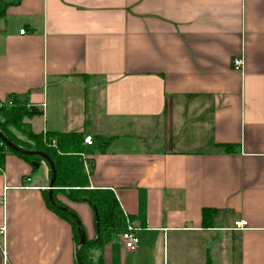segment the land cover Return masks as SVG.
Instances as JSON below:
<instances>
[{
	"label": "crops",
	"instance_id": "crops-1",
	"mask_svg": "<svg viewBox=\"0 0 264 264\" xmlns=\"http://www.w3.org/2000/svg\"><path fill=\"white\" fill-rule=\"evenodd\" d=\"M11 96L42 110L35 133L112 139L88 156L89 188L114 193L139 241L130 251L115 233L94 263L264 264V0H16L0 17ZM46 165L4 157L0 264L75 263ZM56 197L93 239L91 206Z\"/></svg>",
	"mask_w": 264,
	"mask_h": 264
},
{
	"label": "trees",
	"instance_id": "trees-1",
	"mask_svg": "<svg viewBox=\"0 0 264 264\" xmlns=\"http://www.w3.org/2000/svg\"><path fill=\"white\" fill-rule=\"evenodd\" d=\"M14 1L16 2V0ZM14 1L0 0V17L5 14L7 8ZM11 102V105H7L0 101V131L16 145L28 150L41 151L48 155L56 172L52 189L53 199L56 204L66 207L75 216L53 205L48 200L47 192L45 203L51 211L70 224L76 244L79 239L76 220L78 217L56 196L61 194L68 200L87 202L91 206L96 235L93 239L86 238L83 244L77 246L76 251L82 264H102L101 258L96 263L92 261L90 251L94 248H101L103 244L111 240L115 233L121 234L126 229L127 221H131L122 211L111 190L89 188V172L93 166V160L88 156L104 152L112 139L110 137L91 136L92 144L87 145L84 143L82 132H50L45 135L35 133L27 120L41 116L42 110L28 104L26 99H18L15 96H11ZM9 128L17 131L26 140L18 138ZM0 142L3 141L0 139ZM216 147L223 152H231L236 149V145L230 143L217 144ZM7 153H13L28 162L43 160L38 155L27 156L14 151L3 142L0 145V166H2ZM86 166L89 167V171H86ZM49 174L51 176L50 167ZM215 214L216 209L203 208L201 210L202 226L211 227ZM74 264H78L77 258Z\"/></svg>",
	"mask_w": 264,
	"mask_h": 264
},
{
	"label": "water",
	"instance_id": "water-1",
	"mask_svg": "<svg viewBox=\"0 0 264 264\" xmlns=\"http://www.w3.org/2000/svg\"><path fill=\"white\" fill-rule=\"evenodd\" d=\"M0 139L5 143L6 146H8L9 148L13 149L14 151H17L23 155H27V156H33V155H38L41 158H43L49 165L50 170H51V178L49 181V185H48V200L55 206H57L58 208H60L62 211H66L69 212V210L61 205L56 204V202L53 199V195H52V189H53V182L56 176V172H55V167L52 163V161L50 160V158L48 157L47 154H45L44 152L41 151H37V150H28L25 149L21 146H18L16 144H14L12 141H10L9 139H7L4 134L0 131ZM31 164L34 165L35 167H38V162L37 161H31ZM71 213V212H69ZM71 215L75 216L73 213H71ZM77 220V232H78V243L77 246L83 244L86 240V235L84 230L81 227V224L79 222V220L76 218ZM75 256L77 258V262L78 264H82V262L79 260L78 258V252L76 251Z\"/></svg>",
	"mask_w": 264,
	"mask_h": 264
},
{
	"label": "built area",
	"instance_id": "built-area-1",
	"mask_svg": "<svg viewBox=\"0 0 264 264\" xmlns=\"http://www.w3.org/2000/svg\"><path fill=\"white\" fill-rule=\"evenodd\" d=\"M20 34L24 33V30L21 29L19 31ZM243 65V61L241 58L233 60V66L236 69L241 68ZM11 100L8 102V105H11ZM54 144V142H52ZM84 143L87 145L92 144V138L91 136H85L84 137ZM3 142H0V145H2ZM4 202L3 197L0 196V205H2ZM247 225V221L245 220H238L233 222V229H242ZM137 227L131 222L127 221L126 229L121 233V240L123 242L124 247L127 250L133 251L137 248L138 245V237L136 235Z\"/></svg>",
	"mask_w": 264,
	"mask_h": 264
},
{
	"label": "rangeland",
	"instance_id": "rangeland-1",
	"mask_svg": "<svg viewBox=\"0 0 264 264\" xmlns=\"http://www.w3.org/2000/svg\"><path fill=\"white\" fill-rule=\"evenodd\" d=\"M18 138H20V139H22V140H26V138L24 137V136H22V135H20L17 131H15V130H13L12 128H9ZM38 162V164H39V161H37ZM40 162H41V166H40V168L38 169V171L40 172V171H43V170H45L46 169V161L43 159V160H40ZM35 171H37V170H35Z\"/></svg>",
	"mask_w": 264,
	"mask_h": 264
}]
</instances>
